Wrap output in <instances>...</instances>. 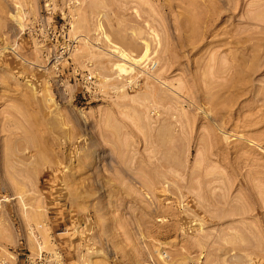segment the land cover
<instances>
[{"label":"rangeland","instance_id":"374dc122","mask_svg":"<svg viewBox=\"0 0 264 264\" xmlns=\"http://www.w3.org/2000/svg\"><path fill=\"white\" fill-rule=\"evenodd\" d=\"M0 264H264V0H0Z\"/></svg>","mask_w":264,"mask_h":264},{"label":"bare ground","instance_id":"6f19581e","mask_svg":"<svg viewBox=\"0 0 264 264\" xmlns=\"http://www.w3.org/2000/svg\"><path fill=\"white\" fill-rule=\"evenodd\" d=\"M152 33V32H151ZM154 35V34H153ZM107 38V37H106ZM155 39V38H154ZM156 40V39H155ZM148 47V46H147ZM119 54L121 55V57L123 58V59H130V55L128 54V52L126 53L125 51H121V50H119ZM147 54H148V48H147V51L145 52V54H144V56L141 58V60L143 59V58H145L146 56H147ZM135 62L136 63H138V61L137 60H135ZM117 69H118V71H119V73H121V74H128L129 72H132L133 71V68L130 66V67H128L126 64H118L117 66ZM208 114V113H207ZM255 142V141H254ZM253 142V143H254Z\"/></svg>","mask_w":264,"mask_h":264},{"label":"built area","instance_id":"2783aa9c","mask_svg":"<svg viewBox=\"0 0 264 264\" xmlns=\"http://www.w3.org/2000/svg\"><path fill=\"white\" fill-rule=\"evenodd\" d=\"M85 80V82H87V83H90V80H91V76H88L86 79H84Z\"/></svg>","mask_w":264,"mask_h":264}]
</instances>
